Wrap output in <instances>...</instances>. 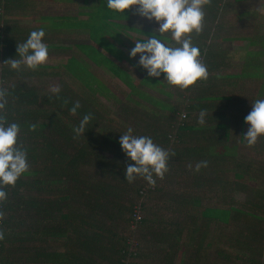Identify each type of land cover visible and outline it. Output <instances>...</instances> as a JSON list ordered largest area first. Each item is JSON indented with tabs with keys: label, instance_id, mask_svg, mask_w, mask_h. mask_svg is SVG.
Segmentation results:
<instances>
[{
	"label": "trees",
	"instance_id": "trees-1",
	"mask_svg": "<svg viewBox=\"0 0 264 264\" xmlns=\"http://www.w3.org/2000/svg\"><path fill=\"white\" fill-rule=\"evenodd\" d=\"M217 3V0H211V4L206 6L209 14L216 8ZM257 13L251 12V16L246 19L244 15H239L237 18L252 24L257 18ZM262 18L264 19V15ZM239 36L242 39L250 38V35L243 34V30L239 31ZM208 37H211L209 33L202 35V39ZM263 37L264 33L257 34L251 42L262 43ZM232 38L237 39V37ZM9 41L10 38L3 36V27L0 22V87L7 89L8 102L5 109L7 120L20 125L18 143L23 144L30 167L16 181L15 186H5L3 189L7 193V199L0 202V211L8 214L0 219V232L4 234V238L0 240V264H13L5 244L33 241L39 242L40 248L35 249L31 258L25 256L23 261L17 264H126L124 257L128 252L125 250V239L118 244L115 233L103 225L101 219L108 215L112 217L113 212L124 213L119 206L120 200L125 201L126 197L132 200L138 198L140 185L130 186L125 179L126 167L134 162L124 153L117 138H111L105 130L97 127L99 125L97 121L101 118L99 106L94 107L90 105L91 103H83V100H77L73 94L67 98L63 91L46 95L40 94L34 87H28L29 89L24 92L20 84L11 80L13 70L3 62L5 61L3 57L7 59L10 53L1 47L3 44L7 48ZM203 45V43L196 45L202 55H204ZM203 63L209 65L206 60ZM209 68L210 65L207 66L208 72ZM20 74L23 72L21 71ZM229 75H221L217 81L212 78L198 80L194 85L183 90L182 98L187 101V105L184 106L183 113L175 112L176 109H173L175 118L168 113L171 110L167 112V109L173 106L169 104L170 101L167 102L172 96L170 91H164L166 103L160 101L158 104L157 100L147 102L149 105L153 104L155 110L158 108L165 110L166 112L162 110L161 112L165 113L163 116L167 119L161 122L162 126L157 124L158 128L145 127V134H150L149 137L155 144L161 147L167 146L170 153H175L174 156H170L169 161L174 158L179 160L178 157L185 155L190 156V159L202 158V161L213 158L211 164L207 166L214 163L216 165L210 171L204 172V177H199V186L196 184V188L200 191L204 184L208 186L206 181L217 185V191L220 193L218 197L220 196L222 204L203 208L198 206L199 199L187 198V201L182 199L184 201L177 211L187 213L190 210L192 213L188 221L191 223L196 219L202 225L210 223L230 225L231 236L226 237L229 239L226 245L234 249L233 256L237 260L245 257L246 264H264V250H262L264 191L256 192L259 201L250 207L256 210V214L248 215L245 211L248 208L246 205L242 206L244 209H234L226 202L227 192L235 185V182L226 181V172L231 169L234 177L241 178L244 176L243 173L250 169V164H246L244 159L239 162L241 159L237 160L233 153L227 155L225 151L218 152L213 157V154L209 153L211 145L205 146L203 143L196 142L198 137L208 142L209 130L203 131L200 124L186 125L190 113L205 111V123H213L216 129L224 128V111L230 108L232 101H237L238 96H241L235 93H242V83L235 82L232 77L236 75ZM155 85L163 88L166 85L169 86L167 81L163 83L156 79ZM174 87L180 98L182 90ZM211 87L216 88V94L207 93V90L211 91ZM229 87L234 89L233 92L225 93L224 89ZM210 94L218 96V101L208 105L205 104V99ZM76 102H79L80 106L76 109V114L72 115L70 109ZM210 108H214L218 113H211ZM152 111L154 110L149 106L147 110L141 111L135 108V110L129 109L127 113L135 112L136 115L132 120H139L137 122H143L145 126H148V121L155 120L157 115ZM89 113L92 114L93 119L87 125L84 134L77 136L73 128L78 126L82 118ZM180 113L184 115V118L178 122ZM244 117V114L239 115V119ZM171 119H173L172 122ZM33 124L36 125V129L30 131V126ZM136 125L140 124L132 123V126ZM97 128L101 129V133L97 131ZM165 128L175 131L179 142H174L175 140L172 142L171 137L167 139L169 135ZM132 129L134 132L135 128L132 127ZM221 147L225 149L224 146ZM108 153H114L115 156L109 158ZM226 157L234 159L233 168L231 165L225 166ZM187 205H190L189 208L184 209ZM126 210L130 213L131 205H128ZM16 215L18 217L14 219ZM196 224L198 227L193 232H197L199 238L195 242V253L200 249L204 239L203 232H199V224L197 222ZM181 231L177 228L174 233L161 239L159 244L166 242L169 250L172 247L175 251L183 248L181 250L183 252V245L188 242L183 241V245L180 244ZM13 239L15 241L11 242ZM51 241L59 242L60 249H50L42 245ZM215 253L218 259L215 264L229 262L231 256L229 253L220 249L215 250ZM169 254L166 253L163 258L165 260L172 258Z\"/></svg>",
	"mask_w": 264,
	"mask_h": 264
},
{
	"label": "rangeland",
	"instance_id": "rangeland-1",
	"mask_svg": "<svg viewBox=\"0 0 264 264\" xmlns=\"http://www.w3.org/2000/svg\"><path fill=\"white\" fill-rule=\"evenodd\" d=\"M217 1V6L215 9L211 10V14L208 13L206 6L204 9V27L203 31L199 34V37L202 40L201 42L204 44L202 47L204 55L200 54V59L202 62L205 60H213L215 62L214 67L216 72H210L208 74V78H212V80L214 79L216 81L222 74L232 73L233 71H241V69L238 68V65L243 67V63H238V60H244L246 63L244 68L246 70L243 73L234 74L236 77L232 78L235 79V82L242 83L247 86L244 91H242V93H235L236 95L238 94L241 96H238L237 101L231 100L232 104L230 105V108L224 111V128L216 129L213 123H205L201 126L203 131L204 129L209 130L207 133L208 142H206V140H201L199 137L196 139V142L198 141L200 144L203 143L205 146L207 144L211 145L209 153L213 154V157L216 156V153L218 154V152L221 151H225L228 153L227 155H231L232 148H234V152L232 154L234 155V158L237 160L241 159L239 162H242L244 159L246 164H250L249 172H251L253 175L245 173L244 176H241V178H236L233 176V171L231 169L226 172V181L235 182L233 188L227 192L228 198L226 197V202L234 209H244L242 206L246 205L248 208H246L245 211L248 215L256 214V210L250 207H252L253 203L259 201V198L256 197V192L264 191V174H261L262 172L260 173L257 171L258 167L261 169L264 168V152L261 151L260 153L259 150L253 149L248 153L250 146L247 145L244 139L242 141L238 139L243 138V135L246 133L249 127L247 124L242 125L239 123V115L244 114L246 117L251 111L252 103L257 99H264V57L262 54H260V56L255 54L250 55L249 51L254 49V47L247 43L248 40H254L257 34H263L262 31H264V19L262 18V15H264V0ZM244 9L247 11H243ZM248 10L251 12H258L257 18L255 19V24L253 25L249 22H244L245 25H234V21L241 23L243 22V20H239L236 18V16H234L235 13H242L243 15L250 17L251 12ZM231 11H235L233 17L232 13H229ZM118 17H120V15H118ZM106 19L107 15L105 5H96V13L91 15V25L89 24L91 27L90 38L94 41L102 40L101 38L105 37V35H108L111 39L117 35L115 30H111L110 34H106L107 24L109 27L113 25L112 23L107 22ZM33 20L34 15H31V17L26 20L21 19L19 15H17L15 17H8L7 23L10 25H22L23 22H31ZM54 23L55 22L52 21L47 22L48 25H55ZM127 23L132 25L134 28L141 30L157 29L159 27V24L155 20L149 21L146 18L140 17L138 14H136L135 9L131 20H128ZM79 24L80 23L75 22L76 26ZM63 26H69V24L65 23ZM241 30H243L244 35H250V38L242 39L241 36H239V31ZM133 32L130 31L129 34L134 35ZM205 33H209L211 37L202 39V35ZM164 34L168 37L171 36L170 33ZM232 37H237V39ZM262 43L264 45V37L262 38ZM78 48L81 49L85 55H87V57H90L91 59L95 58L94 56L96 55V51L93 46L85 45L79 46ZM231 51L236 53V58H234V61L231 60V57H227V52L231 53ZM228 60H230L228 65L223 67L222 63H225ZM95 63L99 65L98 61H95ZM66 66L73 73H75L78 78H81L82 81H85L86 84L96 82L94 89L101 91V96L96 95V101L90 105L99 106V109H101V118L99 121H97L99 124L97 127L105 130V132L111 138L115 137L119 140L120 136L124 134L129 127L135 128V131L133 132L134 135L149 136L150 134H145L146 128H158L157 124L162 126L163 124L161 122L167 119L166 116H163L165 113H162L161 110L156 109V118L155 120L152 119L148 121V127L145 126L143 122H137L139 120H132L136 115L135 112L122 113L118 111L121 114V117L115 113V110H107V107H114V104L112 106H108L102 103L101 98L105 100L108 99L103 95V92L105 90L108 91V89L104 88V83L97 81L95 78L96 73L94 72L93 74L91 72L92 68L89 69L88 61L81 59H71L67 61ZM247 75L249 76V79ZM163 79L164 78H162V80ZM46 84L48 85L49 83ZM56 84L58 86H54L53 83L52 89L59 87L60 91H63L68 96L73 94L77 100H79L77 98L78 94L81 96L83 95L80 83L73 77ZM112 86V89L117 87L114 83ZM164 89V91L169 90L171 92L172 96L169 100H167V102L170 101V103H168L173 106L167 109V112L171 110V112L168 113L171 114L170 116L175 118L176 115H173V109H176L175 112H182L184 106L187 105V101L182 98L183 90L179 98L177 95V90H175L174 86L166 85ZM233 90L234 89L232 87H229L224 89V92L231 93ZM208 92L211 94H216L217 90L216 88L211 87V91L207 90V93ZM54 93L56 92L49 93L48 95H52ZM159 93L160 92H158V95ZM253 93L256 95L255 100H252ZM211 94L205 99V104L210 105L211 103L218 101V96ZM150 101H152V99H150ZM157 101L159 104L160 101ZM152 102H155V100ZM210 110L213 114L218 113V111L214 110V108H210ZM182 113H180V117L177 120L178 122L182 118ZM200 113L201 112L195 111L190 113L189 118L187 116L188 119L186 121V125H198L199 123L197 119L199 118ZM128 115L132 117H129ZM172 120L173 119H171V122ZM132 123H139L140 125L132 126ZM99 128H97V131L101 133V129ZM165 130L169 135L167 139L171 137L172 142L173 140H175L174 142H179L178 135L175 131L170 130V128H165ZM116 134L118 136H116ZM259 138H261L262 142L264 141V136ZM259 138L257 141H259ZM262 144L264 145V143ZM221 146H224L225 149H223ZM253 146L255 147L256 145ZM163 148L169 151L167 146ZM107 156L111 158L115 155L114 153H108ZM178 158L179 160L174 158L173 160L169 161L168 172L165 173L163 179L157 178L154 186L146 184L143 178H136V180L133 182H128L130 186L140 185L138 198L132 200L130 197H126L125 201L120 200L119 206L124 213L119 214L117 212H113L112 217L108 215L107 217H102L101 219L103 225H106L108 229L115 233L114 236L118 238V244L121 243L122 239H125V250L128 252V254L124 257L126 264H215L218 260L215 257V250L217 249L224 250L226 253L231 255L227 264H246L244 260L245 257H242V260H237L233 256L235 253L233 251L234 249H231L226 245L227 241H229V239H226V237L231 236L230 225L226 226L222 223H218V225L213 223L202 225V223L196 219L193 221V223H191L188 221L190 219V214L192 213L190 210L187 213H183V211H177L181 208L180 204L187 198L199 199L200 201H198V206L203 208L219 206L222 204L220 196L218 197L220 194L217 191L218 186L213 184L211 181L212 188L208 181H206V185L208 186H205L204 184L202 190L199 191L196 188V184L199 186V177H204V172L210 171V169L216 165V163L207 167H202L197 172L195 171V164L202 161V158L190 159V156L187 155L183 157L180 156ZM212 160L213 158H210L209 160L205 161H207L208 164H211ZM233 160L234 159H232V157L231 159L226 157L224 163L225 166L233 164ZM190 164L192 165V168L188 167ZM148 188L149 190H147ZM241 188L244 190L242 191ZM139 192H141V195H139ZM179 195L184 196L185 198ZM132 197L134 198V196ZM128 205H131L130 213H128L126 210ZM189 206L190 205L185 206L184 209L189 208ZM7 214V212L4 213L5 216ZM17 217L18 215L14 216V219ZM3 218L5 217L3 216ZM196 222L200 227L199 232H203L204 239H202L201 242L202 249L200 247V249L195 253V242L199 238V234L197 232H193V230L198 227ZM177 228L182 230L180 244L183 245V241L188 242L187 244L183 245V252H181L183 248L177 249L175 251L174 247H172V249L170 248L169 250V246L166 242L159 244L161 239L168 237V234L174 233ZM216 236H219V238H216ZM13 241H15V239H13L11 242ZM42 245L49 247L50 249H60V244L57 241H51ZM5 246L8 249L11 259L13 260V264L21 263L25 256L31 258L35 249L40 248L39 242L37 241L27 243L14 242L11 244H5ZM17 248L20 249L18 250ZM262 250H264V243ZM166 253H170L169 257L172 258L165 260L163 257L166 256Z\"/></svg>",
	"mask_w": 264,
	"mask_h": 264
},
{
	"label": "crops",
	"instance_id": "crops-1",
	"mask_svg": "<svg viewBox=\"0 0 264 264\" xmlns=\"http://www.w3.org/2000/svg\"><path fill=\"white\" fill-rule=\"evenodd\" d=\"M98 4L105 5L107 15L106 21L113 24L111 27L107 24L106 34H110L111 30L117 32V35L112 37V39L108 35L102 37V40L94 41L90 38V19L91 15L96 13V5ZM135 7L136 6L126 9L123 13H118L107 8L106 0H0V22L3 27V36L10 38L7 48L4 47L3 44L1 46L4 50L7 49L10 53L7 59H5V57H3V59L5 61L14 58L19 59L16 52V46L25 42L29 34L35 30L43 29L45 31L43 42L48 45L49 49L48 61L45 64L39 66L36 70H30L22 65L20 71L13 70V78H11V80H15L20 84L24 92L29 89L28 87H34V89L40 94L48 95L49 93L54 92L52 89L53 83L54 86H58L56 83L73 77L80 83L83 91V95L81 96L78 94L77 98L83 100V103H92L96 101V95L101 96V91L94 89L96 82L86 84L85 81L78 78L77 75L66 66L67 61L71 59L87 60L89 69L92 68L91 72L93 74L94 72L96 73L95 78L98 79L97 81L104 83V88L108 89V91L105 90L103 92L105 98L108 99L105 100L101 98L102 103L108 106L114 104V107H107V110H115V113L121 116L119 112L125 113L129 109L135 110V108L141 109L142 111L147 110L150 106V108L154 110L153 112H155L153 104L149 105L147 102L150 103V99H152V101L159 100L164 102L165 89L160 85H155V79L156 81L159 80L165 83L164 79L162 80L164 74L162 73L159 78L148 77L146 70L137 64L139 54L134 58H129V51L135 46V42H143L146 37L153 35L155 30L137 29L127 23L128 20H131ZM235 11L229 12L232 13V17ZM243 11L247 10L244 9ZM17 15L24 20L30 18L31 15H34V20L31 22H23L22 25H10L7 23L8 17H15ZM118 15H120V17H118ZM239 15L243 16L242 13H235L234 16L237 18ZM244 18L246 19L249 17L244 15ZM48 21L55 22V25H48ZM75 22L80 24L76 26ZM244 22H246V20H243L242 23L234 21L233 24L245 25ZM65 23H68L69 26H63ZM252 24L254 25L255 22ZM130 31H135L136 33L133 32L134 35H130ZM262 32L264 33V31ZM192 37L195 46L198 44L202 45V40L199 35L193 33ZM158 38L164 40L165 43L170 45L174 43L171 36L168 37L165 34ZM246 39L249 38L247 37ZM247 43L254 47V49L249 51L250 55L255 54L260 56V54H262L264 57V45H262L261 42L252 43L248 40ZM85 45L94 47L96 51L94 59L87 57V55L78 48L79 46ZM227 57H231V60L234 61L236 53L233 51H231V53L227 52ZM95 61H98L99 65H96L94 63ZM229 61L230 60L222 63V66L225 67L228 65ZM208 62L210 65L208 74L210 72H216L214 67L215 62L213 60L211 61L212 63H210V61ZM238 63H243V67L238 65V68L241 69V71H233L232 73L226 74L234 75L243 73L246 70L244 68L246 63L244 60H238ZM206 65L209 66L208 64ZM6 66L8 65L6 64ZM8 68H10V66H8ZM21 71L23 74H20ZM247 77L249 79L248 75ZM46 83L49 84L47 85ZM113 83L117 86L114 89H112ZM241 86L242 91H244L247 85L241 84ZM158 92H160L159 95ZM66 96L68 98L67 94ZM255 98L256 95L253 93L252 100H255ZM158 110H160V108H158ZM161 110L165 111L163 109ZM239 123L244 125V119H239ZM195 125L196 124H190L189 126ZM238 140L242 141L243 138H239ZM256 143L255 147L250 146L248 153L253 149L259 150L260 153L261 151L264 152V145L262 144L264 141L262 142L261 138H259V141ZM233 150L234 148H232L231 153H233ZM231 168H233L232 164ZM249 171L250 169L243 174L247 173L253 175ZM257 171L264 174V168L261 169L258 167Z\"/></svg>",
	"mask_w": 264,
	"mask_h": 264
},
{
	"label": "clouds",
	"instance_id": "clouds-1",
	"mask_svg": "<svg viewBox=\"0 0 264 264\" xmlns=\"http://www.w3.org/2000/svg\"><path fill=\"white\" fill-rule=\"evenodd\" d=\"M106 4L109 10L118 13L136 6V14L159 24L153 35L146 37L143 42L136 41L129 51V58L139 54L137 64L146 70L148 77L159 78L163 73L164 80L169 85L181 90L189 88L198 80L208 78L207 66L200 59V50L193 44L192 34L199 35L203 31L204 9L211 4V0H106ZM164 33L171 34L173 44L158 38ZM44 36L43 29L32 31L25 42L16 46L19 59H9L4 63L16 71H20L22 65L30 70L38 69L49 57L48 45L43 42ZM53 91L58 93L60 89L56 87ZM7 102V89L0 87V202L7 199L4 187L15 186L16 181L30 167L27 152L23 144L18 143L20 125L7 120ZM79 106V102H76L70 109V114L75 115ZM205 116L206 112L201 111L198 118L200 125L205 124ZM92 119L91 113L85 115L79 125L73 128V132L77 136L83 135ZM244 122L249 127L243 139L248 146H253L259 137L264 136V99H257L252 103ZM35 129L36 125L33 124L29 130ZM118 142L127 157L134 162L125 170V179L129 183L142 177L146 184L154 186L157 178H164L169 170L170 156L175 155L155 144L149 136L134 135L131 127L120 136ZM207 164V161L197 162L195 171L207 167ZM188 167L192 168V165ZM3 216L4 213L0 211V219ZM3 238V232H0V240Z\"/></svg>",
	"mask_w": 264,
	"mask_h": 264
},
{
	"label": "built area",
	"instance_id": "built-area-1",
	"mask_svg": "<svg viewBox=\"0 0 264 264\" xmlns=\"http://www.w3.org/2000/svg\"><path fill=\"white\" fill-rule=\"evenodd\" d=\"M182 118H184V115H182Z\"/></svg>",
	"mask_w": 264,
	"mask_h": 264
}]
</instances>
